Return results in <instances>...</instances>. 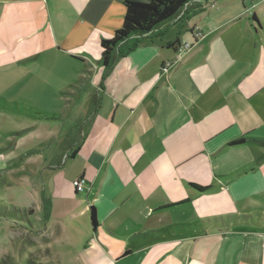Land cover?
<instances>
[{"label": "crops", "instance_id": "obj_1", "mask_svg": "<svg viewBox=\"0 0 264 264\" xmlns=\"http://www.w3.org/2000/svg\"><path fill=\"white\" fill-rule=\"evenodd\" d=\"M124 2L0 0V71L51 100L22 105L55 123L44 144H59L28 207L53 233L50 256L264 264V0L191 3L105 72L101 41L123 25ZM177 40L192 43L179 58ZM1 98L0 111L23 114Z\"/></svg>", "mask_w": 264, "mask_h": 264}, {"label": "rangeland", "instance_id": "obj_2", "mask_svg": "<svg viewBox=\"0 0 264 264\" xmlns=\"http://www.w3.org/2000/svg\"><path fill=\"white\" fill-rule=\"evenodd\" d=\"M62 73L68 75L64 70ZM8 76L0 71V103L5 97L20 104L23 114L0 111V264H26L28 258L40 264H74V257L50 256L53 233L44 230L43 222L29 214L28 208L36 203L43 187L44 154H53L59 144H44L55 123L34 120L38 114L25 112L22 105L26 101L45 108L51 106V100L25 94L23 83H9ZM32 84L35 89L38 82ZM60 85L65 87V82Z\"/></svg>", "mask_w": 264, "mask_h": 264}, {"label": "trees", "instance_id": "obj_3", "mask_svg": "<svg viewBox=\"0 0 264 264\" xmlns=\"http://www.w3.org/2000/svg\"><path fill=\"white\" fill-rule=\"evenodd\" d=\"M190 0H151L150 2H140L125 0V17L123 25L116 30L113 37L110 39L103 38L101 41L102 45V58L99 63L104 67L105 72L110 70L116 59L122 57L127 53L131 52L139 43V37L150 33L154 29L158 28L162 24L175 19L182 12V16L179 18L180 21L183 17H186L189 13V5L185 9L187 3ZM135 39L133 43L125 46L128 41ZM180 42L177 40L173 46L177 47ZM246 140L244 138L231 142V145L242 144ZM260 145L264 146V141L256 140ZM196 188L200 193L209 191L210 187L201 186L198 184H190ZM46 216H48L49 208H45ZM34 210L29 208V214L33 215ZM91 221L94 227H97V212L94 206L91 207ZM30 227V226H29ZM26 264H40L37 259L28 258Z\"/></svg>", "mask_w": 264, "mask_h": 264}, {"label": "built area", "instance_id": "obj_4", "mask_svg": "<svg viewBox=\"0 0 264 264\" xmlns=\"http://www.w3.org/2000/svg\"><path fill=\"white\" fill-rule=\"evenodd\" d=\"M198 1H200V0H192V1H190L189 3L186 4L185 9L187 8V6L189 4L194 3V2H198ZM180 15L176 19H179L182 16V15L181 16ZM191 47H192V43L191 42H186L184 44H180L177 47V49H176L178 58L181 57L184 53H186ZM171 64H172V62L166 63V67H168ZM75 185H76V189L78 191H84L85 188H86V185H87V180L85 178H79V179H77L75 181Z\"/></svg>", "mask_w": 264, "mask_h": 264}]
</instances>
